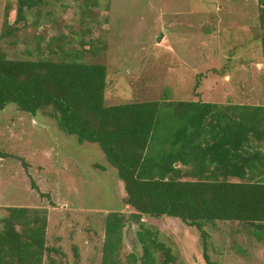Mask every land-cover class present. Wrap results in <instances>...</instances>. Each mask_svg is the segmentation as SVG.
<instances>
[{"label":"rangeland","instance_id":"obj_1","mask_svg":"<svg viewBox=\"0 0 264 264\" xmlns=\"http://www.w3.org/2000/svg\"><path fill=\"white\" fill-rule=\"evenodd\" d=\"M17 2L0 0V53L12 60L36 59L38 47L44 51L53 38L71 43L64 51L82 38L95 39L101 43L96 56L84 57L107 69L108 107L166 95L173 101L264 106L258 39L264 0H42L25 11V24L16 23ZM9 26L15 32L4 35ZM84 29L91 35L83 37ZM124 197L117 171L97 144H79L44 113L19 112L15 104L0 110V218L8 208L46 215V246L60 255L45 257L44 264H101L105 217L134 213ZM142 220L170 249L174 264H205L196 229L169 217ZM140 224H126L118 252L122 263L129 254L142 253ZM206 231L214 264H264V240L257 241L247 227L217 222ZM157 257L161 261V253Z\"/></svg>","mask_w":264,"mask_h":264},{"label":"trees","instance_id":"obj_2","mask_svg":"<svg viewBox=\"0 0 264 264\" xmlns=\"http://www.w3.org/2000/svg\"><path fill=\"white\" fill-rule=\"evenodd\" d=\"M41 3L18 0L16 23H24L25 11ZM90 6L81 10L84 15ZM262 11L258 39L264 54ZM15 30L9 26L4 35ZM89 34V29L81 32ZM66 43L64 37L53 38L44 51L38 47L36 59L12 60L0 53V110L15 104L19 112L44 113L79 144H97L124 185V206L196 229L205 264H214L207 254V226L238 223L264 240V106L173 101L166 95L108 107L107 69L84 57L96 56L101 43L82 38L64 51ZM7 211L0 218V264H44L45 257L60 255L46 246V215L28 208ZM129 220L117 212L105 217L101 264L175 263L170 249L143 223L136 233L141 255L129 254L122 263L118 252Z\"/></svg>","mask_w":264,"mask_h":264},{"label":"water","instance_id":"obj_3","mask_svg":"<svg viewBox=\"0 0 264 264\" xmlns=\"http://www.w3.org/2000/svg\"><path fill=\"white\" fill-rule=\"evenodd\" d=\"M159 40H160V39H158V41H159ZM130 217H131V222H132V224H134V225H138V224H140V223L143 222V220H142L143 215H142L141 213H136V212H134V213H132V214L130 215ZM127 238H128L130 241H132L133 239H135L134 234H133V227H130V228H129V231H128V234H127Z\"/></svg>","mask_w":264,"mask_h":264}]
</instances>
